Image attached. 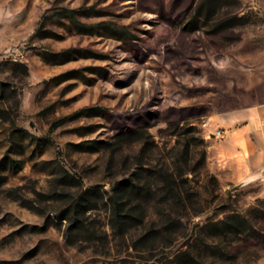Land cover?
<instances>
[{
  "label": "rangeland",
  "instance_id": "374dc122",
  "mask_svg": "<svg viewBox=\"0 0 264 264\" xmlns=\"http://www.w3.org/2000/svg\"><path fill=\"white\" fill-rule=\"evenodd\" d=\"M199 2L0 0V264H264V179L203 158L264 101V0Z\"/></svg>",
  "mask_w": 264,
  "mask_h": 264
},
{
  "label": "crops",
  "instance_id": "0c3cea01",
  "mask_svg": "<svg viewBox=\"0 0 264 264\" xmlns=\"http://www.w3.org/2000/svg\"><path fill=\"white\" fill-rule=\"evenodd\" d=\"M251 110L236 112L225 124L227 135L207 137L210 166L221 176L239 183L264 179V101Z\"/></svg>",
  "mask_w": 264,
  "mask_h": 264
},
{
  "label": "trees",
  "instance_id": "16d2710c",
  "mask_svg": "<svg viewBox=\"0 0 264 264\" xmlns=\"http://www.w3.org/2000/svg\"><path fill=\"white\" fill-rule=\"evenodd\" d=\"M209 1H211V0H200V2L197 4V8H196L197 14H195V16H194L195 19L194 20H198L200 14H201L200 13V9L202 8L203 5L209 3ZM236 18H238L239 22H245L246 21V18L244 16L236 17ZM232 25H233L232 23H228V24L224 25L223 28L229 27V26H232ZM194 28H197V27H192L191 29L194 30ZM206 157H207V151L204 150L203 158L206 159ZM169 175H170L171 179L174 180V183H171V182L168 183V180H167V184H166V187H165V190H167L166 197H168V199L171 200V202H175V203L182 202L183 199L185 198L184 194H183L184 191L178 186L177 183H175L176 179L174 177V174L170 173ZM148 189H151V186L148 187ZM231 218L245 221V218H243L239 214H233V215H231ZM176 221L177 222H181V219L180 218H178V219L176 218Z\"/></svg>",
  "mask_w": 264,
  "mask_h": 264
},
{
  "label": "built area",
  "instance_id": "2783aa9c",
  "mask_svg": "<svg viewBox=\"0 0 264 264\" xmlns=\"http://www.w3.org/2000/svg\"><path fill=\"white\" fill-rule=\"evenodd\" d=\"M215 136L218 137V138H225L226 137V133H225L224 130L219 129V130H217L215 132Z\"/></svg>",
  "mask_w": 264,
  "mask_h": 264
}]
</instances>
